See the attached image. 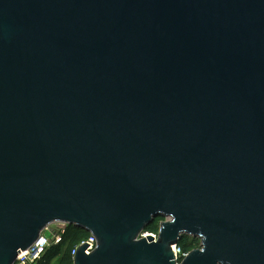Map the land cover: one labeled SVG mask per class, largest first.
Returning <instances> with one entry per match:
<instances>
[{"label":"water","instance_id":"95a60500","mask_svg":"<svg viewBox=\"0 0 264 264\" xmlns=\"http://www.w3.org/2000/svg\"><path fill=\"white\" fill-rule=\"evenodd\" d=\"M54 223L73 264H264V0H0V264Z\"/></svg>","mask_w":264,"mask_h":264},{"label":"built area","instance_id":"2783aa9c","mask_svg":"<svg viewBox=\"0 0 264 264\" xmlns=\"http://www.w3.org/2000/svg\"><path fill=\"white\" fill-rule=\"evenodd\" d=\"M67 224L54 223L45 228L41 233L38 241L34 243L28 250L20 252L16 258L15 264H37L42 256L51 247L58 246L62 243L63 237L66 234ZM157 233L144 232L140 235V238L149 236L153 239V242L157 239ZM89 245L86 249V253L90 254L96 247V239L94 236L89 235L86 239L80 241L70 252L71 259L73 261L76 252L82 245ZM172 253L174 260L177 264H180L189 252L184 251L179 245L172 246Z\"/></svg>","mask_w":264,"mask_h":264},{"label":"trees","instance_id":"16d2710c","mask_svg":"<svg viewBox=\"0 0 264 264\" xmlns=\"http://www.w3.org/2000/svg\"><path fill=\"white\" fill-rule=\"evenodd\" d=\"M164 221L161 218H158L149 225L145 232L157 233L159 224ZM89 234L82 229L67 226L66 234L63 237V241L60 245L51 247L48 251L42 256L41 260L37 264H51L55 258H60L59 264H73V261L70 256L71 250L76 246L80 241L86 239ZM178 245L186 252L190 250L199 248L200 244L197 239H192L190 237H183Z\"/></svg>","mask_w":264,"mask_h":264},{"label":"crops","instance_id":"0c3cea01","mask_svg":"<svg viewBox=\"0 0 264 264\" xmlns=\"http://www.w3.org/2000/svg\"><path fill=\"white\" fill-rule=\"evenodd\" d=\"M54 262H56V264H59L60 263V258H55L51 264H54ZM58 262V263H57Z\"/></svg>","mask_w":264,"mask_h":264},{"label":"rangeland","instance_id":"374dc122","mask_svg":"<svg viewBox=\"0 0 264 264\" xmlns=\"http://www.w3.org/2000/svg\"><path fill=\"white\" fill-rule=\"evenodd\" d=\"M199 244H200V243H199ZM193 250H194V249H193ZM190 251H192V250H190ZM190 251H189V252H190ZM57 263H58V262H57ZM54 264H56V262H54Z\"/></svg>","mask_w":264,"mask_h":264}]
</instances>
